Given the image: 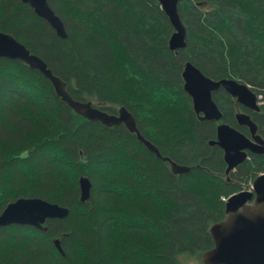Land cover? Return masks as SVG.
Returning <instances> with one entry per match:
<instances>
[{"label":"trees","instance_id":"1","mask_svg":"<svg viewBox=\"0 0 264 264\" xmlns=\"http://www.w3.org/2000/svg\"><path fill=\"white\" fill-rule=\"evenodd\" d=\"M47 1L67 39L22 0H0V32L41 57L76 101L110 114L127 108L145 140L192 170L174 175L125 126L88 121L42 74L1 58L0 215L23 198L70 214L48 220L47 233L0 228V264L199 260L214 248L209 229L225 217L222 197L240 190L234 183L264 173V157L250 155L229 183L224 152L210 146L218 123L194 113L181 75L189 62L213 80H237L261 96L264 113V0H181L188 37L178 54L169 49L174 29L157 0ZM213 100L222 122L245 135L234 112L242 107L223 89ZM253 119L263 133L264 114ZM81 177L93 185L87 203L81 202Z\"/></svg>","mask_w":264,"mask_h":264},{"label":"water","instance_id":"2","mask_svg":"<svg viewBox=\"0 0 264 264\" xmlns=\"http://www.w3.org/2000/svg\"><path fill=\"white\" fill-rule=\"evenodd\" d=\"M173 27L169 38L170 51L178 54L187 47V29L178 13L181 0H157ZM32 7L37 17L45 20L56 31L61 39H67L68 34L59 16L48 6L47 0H22ZM7 59L30 67L34 72L42 74L55 89V94L66 103L76 114L88 121L99 122L107 128L125 126L131 134L137 136L151 153L171 165L174 175L191 172V168L178 165L169 158H163L155 145L145 140L141 134L134 116L122 107L117 114H110L95 107L91 102L76 101L68 93V85L54 75L47 63L22 45L13 35L0 32V59ZM184 86L186 94L191 98L194 113L204 122L219 123L216 140L210 146H217L224 152L226 175L230 182V174L249 160V155L264 157V139L259 135V126L252 117L245 113L236 114L239 127L248 128L250 137L238 129L222 123L223 113L213 100V94L223 89L236 105L255 113H261L259 96L250 87L234 79L213 80L192 63L183 67ZM81 202L87 203L91 198L93 185L87 178L79 181ZM225 204L223 220L211 225L209 232L214 241V248L205 251L199 257L200 264H264V173L257 176L248 190L232 195ZM70 210L58 204L50 203L40 198L19 199L10 203L0 215V228L12 226H30L47 233L48 220H62L69 216ZM54 246L63 253L59 239Z\"/></svg>","mask_w":264,"mask_h":264},{"label":"rangeland","instance_id":"3","mask_svg":"<svg viewBox=\"0 0 264 264\" xmlns=\"http://www.w3.org/2000/svg\"><path fill=\"white\" fill-rule=\"evenodd\" d=\"M256 94V93H255ZM224 105H225V102H224ZM226 106V105H225ZM238 107H240L241 108V106L240 105H238ZM234 112H235V114L236 113H239V112H243V110H242V108L241 109H236V110H234ZM259 174H261V173H259ZM230 179H231V177H230ZM252 183H253V181L251 180V178H250V180H248L247 182H243V184H241V185H239V186H237V184H236V188L237 187H239L238 189H240V190H238V192L239 191H244V190H248L249 189V187L250 186H252ZM236 190V189H235ZM238 192H236V193H238ZM233 195V194H232ZM231 195H228V196H224V197H222V201H225V199H228L229 197H230ZM191 264H193V263H198L199 262V260L197 259H195V258H193L192 260H190L189 261Z\"/></svg>","mask_w":264,"mask_h":264},{"label":"flooded vegetation","instance_id":"4","mask_svg":"<svg viewBox=\"0 0 264 264\" xmlns=\"http://www.w3.org/2000/svg\"><path fill=\"white\" fill-rule=\"evenodd\" d=\"M242 110H243V112L249 114V115L252 117V119H253V115H255V114H258V115H262V114H264V113H263V110H261V113H255V112L249 111V110H247V109H245V108L243 109V107H242ZM253 120H254V119H253ZM241 128H243V129L246 130V134H245V136L250 137V132H249L248 128H244V127H241ZM259 133H260L259 135L262 136V138L264 139V132L261 133V132H260V129H259Z\"/></svg>","mask_w":264,"mask_h":264},{"label":"bare ground","instance_id":"5","mask_svg":"<svg viewBox=\"0 0 264 264\" xmlns=\"http://www.w3.org/2000/svg\"><path fill=\"white\" fill-rule=\"evenodd\" d=\"M49 4V3H48ZM49 6V5H48ZM30 7V6H29ZM32 8V7H31ZM33 9V8H32ZM52 9V8H51ZM53 10V9H52ZM54 11V10H53ZM38 56V55H37ZM56 76V75H55ZM58 77V76H57ZM93 104V103H92ZM94 105V104H93ZM95 106V105H94ZM96 107V106H95ZM163 157V156H162ZM164 158V157H163ZM170 159V158H169ZM162 160V159H161ZM164 161V160H163ZM165 162V161H164ZM167 163V162H166ZM176 163V162H175ZM169 164V163H168ZM82 178V177H81ZM80 178V179H81ZM83 178H87V179H89L88 177H83ZM89 181H90V179H89ZM92 183V182H91ZM80 186V185H79ZM81 193V192H80ZM28 227H30V226H28ZM33 228V227H32ZM60 243H61V241H60ZM61 248H62V246H61ZM63 254V253H62Z\"/></svg>","mask_w":264,"mask_h":264}]
</instances>
